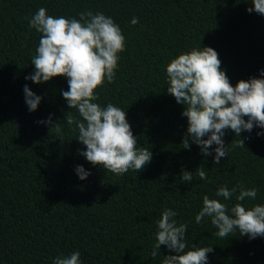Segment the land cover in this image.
<instances>
[{"label":"trees","instance_id":"1","mask_svg":"<svg viewBox=\"0 0 264 264\" xmlns=\"http://www.w3.org/2000/svg\"><path fill=\"white\" fill-rule=\"evenodd\" d=\"M41 7L77 19L85 10L102 12L120 26L126 51L96 102L126 111L137 147L152 153L143 171L117 176L89 163L80 155L86 147L78 130L65 120L67 79H25L34 73L31 59L42 35L29 19ZM250 7L251 0H0V264H53L74 251L82 264H162L175 254L161 245L151 255L165 209L177 212V225H188L185 251L213 247L208 264H264V237L250 240L237 230L219 238L210 217L195 220L204 195L229 208L237 203L235 195L231 201L215 195L221 186L237 187L236 194L240 185L255 188L256 199L241 203L264 204V135H257L264 129L254 126L239 137L226 130L228 156L215 165L216 145L208 156L191 140L183 148L184 106L166 90L167 64L200 46L218 52L233 86L264 78V15L249 13ZM133 17L138 24H131ZM25 85L42 97L34 112L25 103ZM50 116L61 133L39 123ZM239 139L245 147L234 146ZM78 165L91 173L87 179H79ZM200 166L206 181L195 175ZM182 170L193 173L191 182L180 179Z\"/></svg>","mask_w":264,"mask_h":264},{"label":"clouds","instance_id":"2","mask_svg":"<svg viewBox=\"0 0 264 264\" xmlns=\"http://www.w3.org/2000/svg\"><path fill=\"white\" fill-rule=\"evenodd\" d=\"M251 3L253 7L247 9L249 13L255 11L264 15V0H251ZM78 15L79 19L54 17L41 7L29 19V27L42 35L36 54L31 59L34 73L25 79L40 84L65 77L68 90L63 91L62 96L70 109L65 120L69 126H75L74 130H78L76 139L86 147L80 155L93 166L117 176L129 170L138 173L151 162V151L137 147V137L133 135L126 111L112 103L102 107L96 102L99 100V89L116 78L120 53L126 51V38L120 26L102 12L85 10ZM138 23L139 19L133 17L131 24ZM221 64L215 49L200 46L180 53L166 66L167 93L184 106L182 116L187 118L183 148L190 149L191 140L200 147L204 156H208L212 155L209 149L216 145L215 165H219L222 157L228 156L223 140L226 130L239 137L242 131L251 132L254 126L264 129V78L239 80L233 86ZM260 76L264 77V70H261ZM23 91L28 110L36 111L42 97L27 85ZM39 123L50 124V131L61 133L60 124H52L51 116ZM234 146L245 147L244 141L239 139ZM75 172L80 180L91 175L80 165L76 166ZM195 175L200 180H207L204 167H198ZM180 179L191 182L193 173L182 170ZM238 187V194L237 187L229 190L227 186L219 187L215 193L225 201H231L235 195L237 203L231 208L218 199L204 195L196 222L201 223L205 217H210L212 225L218 229L215 235L219 238L229 237L237 230L240 236L246 235L250 240L264 237V204L246 208L241 203L255 200L257 189ZM176 216L177 212L172 209L162 212L157 221L152 257L159 255L160 247L164 245L175 254L165 256L162 264H208V253L213 252V247L197 248L193 245L192 250L185 251L188 225H177ZM80 257L79 251L70 255L61 254L54 258L53 264H82Z\"/></svg>","mask_w":264,"mask_h":264}]
</instances>
